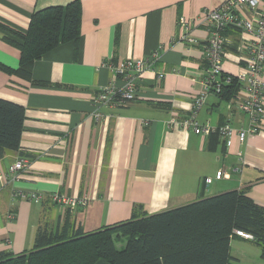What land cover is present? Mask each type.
Masks as SVG:
<instances>
[{
	"label": "crops",
	"instance_id": "0c3cea01",
	"mask_svg": "<svg viewBox=\"0 0 264 264\" xmlns=\"http://www.w3.org/2000/svg\"><path fill=\"white\" fill-rule=\"evenodd\" d=\"M72 0H0V23L25 31L34 10ZM224 0H79L80 35L60 43L36 60L31 80L0 70V98L24 106L20 152L28 166L0 189V251L29 250L37 227L65 220L84 232L171 209L202 197L243 189L264 205V119L260 131L230 146L212 136L169 125L171 117L188 115L201 91L206 61L207 28L197 16ZM192 20L183 37L178 18ZM0 32V62L15 68L19 50ZM251 35L226 32L219 79L229 82L243 69ZM155 71L138 83L135 101L94 107L92 96L112 75L103 61L148 60L156 53ZM264 80V68L262 73ZM46 82L41 85L37 82ZM240 84V83H239ZM243 96L241 85L228 99L208 93L197 118L211 125L246 128L249 118L233 107ZM95 111L102 114L96 118ZM19 152L0 157L5 170ZM237 170H233V168ZM218 170L226 175L214 176ZM211 178L206 184L204 178ZM13 191L28 196H12ZM40 195L35 202L30 194ZM83 198L86 203L63 214L53 195ZM234 264H264L250 239L230 241Z\"/></svg>",
	"mask_w": 264,
	"mask_h": 264
},
{
	"label": "trees",
	"instance_id": "16d2710c",
	"mask_svg": "<svg viewBox=\"0 0 264 264\" xmlns=\"http://www.w3.org/2000/svg\"><path fill=\"white\" fill-rule=\"evenodd\" d=\"M80 19V2L72 0L34 10L25 31L0 23L1 36L19 50L18 65L11 68L0 62V70L31 80L36 60L60 43L78 41ZM220 84L218 95L225 99L240 86L236 78ZM23 120V105L0 98V157L8 151L23 155ZM209 136L214 138L209 148L213 149L220 138L217 133ZM68 221L65 216L62 224L39 225L32 247L18 254L0 251V264H234L230 241L237 236L236 229L252 234L250 240L264 260V205L243 189L154 214H134L88 232Z\"/></svg>",
	"mask_w": 264,
	"mask_h": 264
},
{
	"label": "built area",
	"instance_id": "2783aa9c",
	"mask_svg": "<svg viewBox=\"0 0 264 264\" xmlns=\"http://www.w3.org/2000/svg\"><path fill=\"white\" fill-rule=\"evenodd\" d=\"M197 19L208 31L203 47V57L207 66L202 81V89L193 98L189 114L179 119L178 117H171L168 124L191 130L200 136L217 133L224 144L230 146L234 134L242 142L247 136L256 134L262 129L260 124L264 119V80L262 78L264 68V0H224L216 8H203ZM177 22L183 30V37L188 39L186 34L190 31L192 20L180 16ZM230 29L242 30L251 35L246 48L243 69L236 76V80L241 85L243 96L236 97L232 105L249 118L250 123L246 128L234 129L227 122L211 125L208 122H200L197 118L198 111L205 102L208 93L219 94L221 90L219 76L222 69L224 42L226 32ZM158 58L159 55L156 52L151 60L130 58L119 62L103 61V65L110 69L112 75L106 84L99 86L94 92L91 99L92 105L94 107L125 105L135 101L138 83L142 80L144 72H154L158 80L164 76V71H155L153 68V64ZM92 115L96 118L102 116L97 111ZM28 164L29 158L22 155L8 163L5 170L0 169V189L5 186L9 179H16ZM233 170H237V168L235 167ZM225 175L222 170H218L214 177L220 179ZM204 182L209 184L211 178L205 177ZM18 195L28 196V194L13 191L12 196ZM30 198L39 202L41 197L33 193L30 194ZM52 198L62 213L68 207L75 208L86 203L83 198H74L64 194H55ZM235 234L245 239L253 238L252 234L239 229L235 230Z\"/></svg>",
	"mask_w": 264,
	"mask_h": 264
},
{
	"label": "rangeland",
	"instance_id": "374dc122",
	"mask_svg": "<svg viewBox=\"0 0 264 264\" xmlns=\"http://www.w3.org/2000/svg\"><path fill=\"white\" fill-rule=\"evenodd\" d=\"M117 245H120V244H117ZM259 260H262V258H261V257H259Z\"/></svg>",
	"mask_w": 264,
	"mask_h": 264
}]
</instances>
